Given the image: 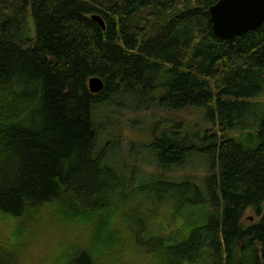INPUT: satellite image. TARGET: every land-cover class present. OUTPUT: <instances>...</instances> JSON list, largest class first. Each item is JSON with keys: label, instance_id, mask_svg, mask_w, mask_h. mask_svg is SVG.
I'll return each instance as SVG.
<instances>
[{"label": "trees", "instance_id": "1", "mask_svg": "<svg viewBox=\"0 0 264 264\" xmlns=\"http://www.w3.org/2000/svg\"><path fill=\"white\" fill-rule=\"evenodd\" d=\"M217 1L0 0V264H264V24L221 39ZM158 89L160 108H203L213 127L152 144L167 168L209 161L205 193L175 185L194 206L165 232L151 212L122 213L128 193L95 155L92 116ZM241 125L249 144L231 136Z\"/></svg>", "mask_w": 264, "mask_h": 264}, {"label": "rangeland", "instance_id": "2", "mask_svg": "<svg viewBox=\"0 0 264 264\" xmlns=\"http://www.w3.org/2000/svg\"><path fill=\"white\" fill-rule=\"evenodd\" d=\"M32 31L29 24L26 34L32 35ZM163 93L162 89H158L145 99L124 93L95 105L92 116L98 131L95 155H104L101 165L111 169L118 177L119 195L123 193L121 188L128 193L121 198L128 201L122 207V213L132 219L137 213L151 212L153 219L165 221L161 229L165 232L170 227H177L176 213L184 212L193 205H185L183 200L185 194L194 196V189H179L175 185L190 182L205 193L209 161L196 153L190 154L182 165L167 168L159 164L152 144L164 135H170V132H178L181 136L186 132L203 134L213 127L206 120L203 108L192 107L184 111L160 108L158 101ZM256 101L264 102V94ZM247 118V123L253 119L256 121L251 115ZM243 132L241 125L232 131L231 136L249 144V139L242 137ZM140 202H144L145 207L137 205ZM190 210L180 215L185 216ZM256 220V215L248 212L247 221L253 223ZM124 227L134 230L129 224ZM108 243L105 242L104 247Z\"/></svg>", "mask_w": 264, "mask_h": 264}, {"label": "water", "instance_id": "3", "mask_svg": "<svg viewBox=\"0 0 264 264\" xmlns=\"http://www.w3.org/2000/svg\"><path fill=\"white\" fill-rule=\"evenodd\" d=\"M208 12L214 34L225 40L243 36L264 24V0H218ZM92 19L105 29L101 16L93 15ZM88 86L92 94H99L105 84L100 77H92Z\"/></svg>", "mask_w": 264, "mask_h": 264}]
</instances>
